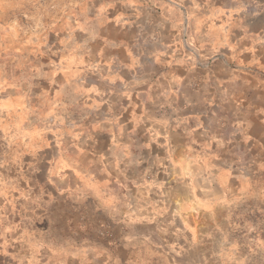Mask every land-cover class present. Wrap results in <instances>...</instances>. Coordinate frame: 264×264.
Returning a JSON list of instances; mask_svg holds the SVG:
<instances>
[{"label": "rangeland", "instance_id": "1", "mask_svg": "<svg viewBox=\"0 0 264 264\" xmlns=\"http://www.w3.org/2000/svg\"><path fill=\"white\" fill-rule=\"evenodd\" d=\"M0 264H264V0H0Z\"/></svg>", "mask_w": 264, "mask_h": 264}, {"label": "crops", "instance_id": "2", "mask_svg": "<svg viewBox=\"0 0 264 264\" xmlns=\"http://www.w3.org/2000/svg\"><path fill=\"white\" fill-rule=\"evenodd\" d=\"M248 54H249V53H248ZM248 54L246 53V54H244V56L247 57ZM246 81H247V82H248V81L251 82V79L247 78ZM246 81H243V82L246 83ZM239 82H241V81H237V83H239ZM246 84H247V83H246ZM251 86H252V84H248V87H246V88H249V87H251ZM10 250H11V249H10Z\"/></svg>", "mask_w": 264, "mask_h": 264}]
</instances>
